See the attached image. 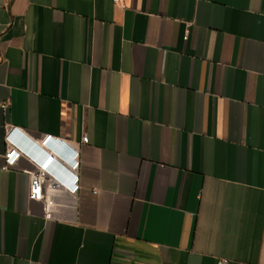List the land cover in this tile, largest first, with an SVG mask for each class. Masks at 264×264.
<instances>
[{"label": "crops", "instance_id": "1", "mask_svg": "<svg viewBox=\"0 0 264 264\" xmlns=\"http://www.w3.org/2000/svg\"><path fill=\"white\" fill-rule=\"evenodd\" d=\"M224 260L264 264V0H0V264Z\"/></svg>", "mask_w": 264, "mask_h": 264}, {"label": "built area", "instance_id": "2", "mask_svg": "<svg viewBox=\"0 0 264 264\" xmlns=\"http://www.w3.org/2000/svg\"><path fill=\"white\" fill-rule=\"evenodd\" d=\"M116 3H119L121 0H114ZM187 38V36H186ZM2 108L7 109V104H2ZM11 133L12 129L8 132L10 134L8 136V143L9 148L6 152V160L7 165L5 168H8L11 166L21 155V152H26L19 147H17L13 140L11 139ZM10 137V139H9ZM55 137L53 135H46L41 140L42 146H50V144L54 141ZM89 137L85 135L83 137V142L88 143ZM79 150H76L75 159L73 162H71L72 168L74 170L78 169L79 167ZM28 156H30L36 163L37 166L34 170L29 171L30 174V189H29V198L30 199H36L40 200L42 199L45 202V215L47 219H55L57 216L54 212V202H53V196L50 192H48L52 188V181L54 180L53 176L50 173V168L52 166V163L57 157L55 155H50V157L46 160L44 158L43 160H38L36 156L31 154L30 152H26ZM70 193L75 194L78 189V179L76 178V183L74 185L69 186ZM220 264H228L227 260L221 261Z\"/></svg>", "mask_w": 264, "mask_h": 264}, {"label": "bare ground", "instance_id": "3", "mask_svg": "<svg viewBox=\"0 0 264 264\" xmlns=\"http://www.w3.org/2000/svg\"><path fill=\"white\" fill-rule=\"evenodd\" d=\"M21 154H23V155H25V156L28 157V154H27L26 152H21ZM30 158H31V157H30ZM48 158H49V157H48ZM48 158H47V159H48ZM31 159H32V158H31ZM47 159H46V160H47ZM32 160H33V159H32ZM33 161H34V160H33ZM34 162H35V161H34Z\"/></svg>", "mask_w": 264, "mask_h": 264}, {"label": "rangeland", "instance_id": "4", "mask_svg": "<svg viewBox=\"0 0 264 264\" xmlns=\"http://www.w3.org/2000/svg\"><path fill=\"white\" fill-rule=\"evenodd\" d=\"M21 155H23V154H21ZM28 157H30V156H28Z\"/></svg>", "mask_w": 264, "mask_h": 264}]
</instances>
